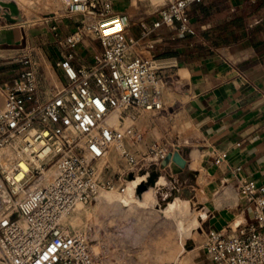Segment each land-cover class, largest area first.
Wrapping results in <instances>:
<instances>
[{"label": "built area", "instance_id": "obj_1", "mask_svg": "<svg viewBox=\"0 0 264 264\" xmlns=\"http://www.w3.org/2000/svg\"><path fill=\"white\" fill-rule=\"evenodd\" d=\"M58 1L61 13L49 18L56 59L37 67L21 53L11 60L21 68L17 75L0 83V264H102L101 254L93 253L94 244L104 250L95 225L74 229L65 221L102 190L123 194L122 183L98 182L99 162L113 149L128 172L139 168L124 142L139 144L143 132L136 120L165 110L167 71L176 66L173 58L151 55L149 37L160 28L177 38L195 37L189 12L201 3H152L156 17L140 21L133 39L128 17L114 13L109 0ZM60 20L69 22L65 35ZM91 42L98 50L82 61L76 48ZM171 149L153 142L142 160L157 167ZM225 159L219 152L212 164ZM235 187L251 207L252 223L231 237L204 231L202 251L212 264H264V186L237 179Z\"/></svg>", "mask_w": 264, "mask_h": 264}, {"label": "crops", "instance_id": "obj_2", "mask_svg": "<svg viewBox=\"0 0 264 264\" xmlns=\"http://www.w3.org/2000/svg\"><path fill=\"white\" fill-rule=\"evenodd\" d=\"M109 1L114 13H124L128 17L127 33L133 39L138 38L140 21L149 22L156 17L151 0H147V5L143 0ZM228 1V8L222 13H237V7L228 5ZM190 17L196 36L185 38L195 40L178 44L179 52H169L176 45L170 47L168 43L177 39L174 32L160 28L149 37L156 48L152 55L173 58L176 64L167 71L164 88V91H173L175 96L171 104L176 108L171 132L163 134L160 131L164 125L162 118L170 119L166 114L170 106L164 102L163 112L136 120L143 132L142 141L137 145L125 141L124 146L134 157H143L153 142L170 151L175 148L185 160L182 172L168 175L167 167L159 170L158 166L155 172H162L163 179L171 187L186 189L191 187V181V200L198 206L197 218L204 231H220L231 237L252 223L251 207L237 194L236 180H250L256 187L264 186V63L258 61L251 47L238 49L231 44L208 48L198 37L197 22ZM21 24L0 28V83H9L17 75L21 68L11 60L21 53L34 59L37 67L45 60L56 59L49 29L36 32ZM67 25V20L58 22L61 35L70 31ZM199 28L203 30L201 25ZM132 29L136 30V36L131 35ZM163 43H167L170 50L160 48L165 45ZM89 45L88 49L76 48L82 61L88 59L91 51L98 50L96 43ZM2 99L0 92V108ZM219 152L225 153L226 159L214 166L213 157ZM237 167L239 171L231 175L230 171ZM202 263L212 264L207 258Z\"/></svg>", "mask_w": 264, "mask_h": 264}, {"label": "rangeland", "instance_id": "obj_3", "mask_svg": "<svg viewBox=\"0 0 264 264\" xmlns=\"http://www.w3.org/2000/svg\"><path fill=\"white\" fill-rule=\"evenodd\" d=\"M151 1L159 2V0ZM206 1L204 0L201 5H205ZM142 2L148 4L147 0ZM247 2V0L228 1V5L237 7V11L242 10L246 30L256 25L264 13V7L259 0L254 4ZM10 7H13V12ZM61 11L62 6L58 0H0V28L16 27L23 23L21 26H27L36 32L48 31L51 25L49 18L55 12L59 15ZM232 15L212 11L205 21L196 23L198 37L205 42V46L212 49L221 46L215 27L229 20ZM200 25L203 30L199 28ZM201 31L203 33H200ZM130 33L136 36L135 29ZM194 40L185 37L174 38L173 41L168 42L170 47L171 44H176L170 48L171 50L167 48V43H163L165 45L160 48L170 50L169 52L174 54L179 52L176 48L178 44L190 43ZM154 53L156 48L153 50ZM163 95V101L170 106L167 113L165 112L170 119L162 118L164 125L161 126L160 131L164 134L167 131L171 132L176 108L171 105L175 98L173 91L165 90ZM146 155L147 152L144 156ZM135 158L139 161L137 165L139 168L132 173L128 172L125 162L118 156L117 151L110 149L106 157L99 162L104 164L98 182L104 184L110 181L116 188L121 182L130 186L133 185V181L143 178L141 183L147 184V173H154L155 165L141 160L144 157L140 155H135ZM157 173L159 177L155 185L160 179L162 180L158 186L154 185L151 188L150 200L144 205L140 203L144 207L136 202L135 196L131 199L104 196L95 202L76 206L66 219L65 224L74 229L83 228L90 223L95 225L96 238L103 242L104 250L99 252L94 244L93 253L101 254L102 264H203L202 260L206 258L201 248L204 229L197 218L198 206L191 200L193 193L190 191L193 187L191 181L189 183L191 187L186 189L171 187L168 181L163 179L162 172ZM167 174L170 175V172L167 171ZM112 192L117 193L115 190Z\"/></svg>", "mask_w": 264, "mask_h": 264}, {"label": "trees", "instance_id": "obj_4", "mask_svg": "<svg viewBox=\"0 0 264 264\" xmlns=\"http://www.w3.org/2000/svg\"><path fill=\"white\" fill-rule=\"evenodd\" d=\"M227 1L207 0L203 6L201 3L192 6L189 14L194 17L195 22H203L208 18L210 12L222 13L225 11L228 8ZM259 1L264 7V0ZM215 28L221 46L234 44L238 49L251 47L258 61L264 63V13L262 19L248 30L245 29V17L242 10H238L229 20L217 24Z\"/></svg>", "mask_w": 264, "mask_h": 264}, {"label": "bare ground", "instance_id": "obj_5", "mask_svg": "<svg viewBox=\"0 0 264 264\" xmlns=\"http://www.w3.org/2000/svg\"><path fill=\"white\" fill-rule=\"evenodd\" d=\"M155 1H157V0H155ZM142 181H143V179L139 178V179L133 181V185H130V186H128L126 184L124 185V183L121 182L125 186L123 194H118V193H114L112 191L102 190L97 195L96 200H98L99 198H102L104 196L105 197L118 196V197H124V198H128V199H131V198H133V196H135L136 202L140 206L144 207L143 205L146 204V202H148L151 198L150 197L151 193H152L151 188L155 185L156 181L153 184H149L148 182H147V184H144V183H141ZM140 203L143 205H141Z\"/></svg>", "mask_w": 264, "mask_h": 264}, {"label": "water", "instance_id": "obj_6", "mask_svg": "<svg viewBox=\"0 0 264 264\" xmlns=\"http://www.w3.org/2000/svg\"><path fill=\"white\" fill-rule=\"evenodd\" d=\"M10 9L11 12L14 11L13 7H10ZM166 167L168 168L171 175L180 174L185 167V160L181 157V155L177 151L168 153L158 164L159 170H163ZM158 177H159L158 173L154 172L148 174L146 180L149 184H153Z\"/></svg>", "mask_w": 264, "mask_h": 264}]
</instances>
